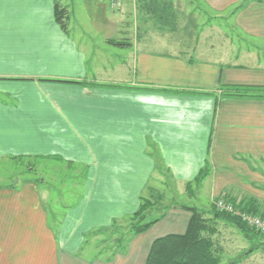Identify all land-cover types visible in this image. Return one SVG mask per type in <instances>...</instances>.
<instances>
[{
	"label": "crops",
	"instance_id": "0c3cea01",
	"mask_svg": "<svg viewBox=\"0 0 264 264\" xmlns=\"http://www.w3.org/2000/svg\"><path fill=\"white\" fill-rule=\"evenodd\" d=\"M56 2L0 0V161L79 166L85 194L55 214L36 180L0 186V264H67L138 211L160 170L264 216V99L222 88L264 87V0H58L66 28ZM182 211L136 264L186 231Z\"/></svg>",
	"mask_w": 264,
	"mask_h": 264
},
{
	"label": "rangeland",
	"instance_id": "374dc122",
	"mask_svg": "<svg viewBox=\"0 0 264 264\" xmlns=\"http://www.w3.org/2000/svg\"><path fill=\"white\" fill-rule=\"evenodd\" d=\"M29 167H33L34 172H27ZM85 175V170L79 166H69L49 158L26 159L25 162L0 161V186L21 184L25 178L36 180L42 193L47 196L46 202L51 203V209L55 214L61 212L58 208L63 203L75 205L82 199L87 182ZM43 180H45V183ZM208 187L209 185H205L202 191L199 192L198 190L196 195L191 196L185 186L174 183L164 170H160L159 174L151 180L149 189L143 195L146 198H152L153 202H156L154 209H151L149 213L147 221L159 218L172 208L177 210L168 212V216L158 227H154L151 231L148 230L149 233L142 234V237L130 234L132 215L115 222L111 229L101 234L100 237L90 234L85 239L79 252L72 255L74 258L68 256L67 264H104L108 260L111 264H136L139 261L141 263L143 253L148 251V247L157 236L158 230L163 226L173 224L175 221H181L179 216L183 215L181 212H184L181 209L182 206L195 207L208 212L215 207L218 212H221L217 209L216 204L218 200L223 198H214L210 202L209 195L206 193ZM158 196H161L162 199L157 200ZM216 227L218 234L215 240L221 257V264H231L233 262L264 264V237L248 239L238 229L232 227V225H227L223 221H217ZM141 244L142 249L140 250L139 245ZM119 253L123 256L117 258ZM109 257L111 259H108Z\"/></svg>",
	"mask_w": 264,
	"mask_h": 264
},
{
	"label": "trees",
	"instance_id": "16d2710c",
	"mask_svg": "<svg viewBox=\"0 0 264 264\" xmlns=\"http://www.w3.org/2000/svg\"><path fill=\"white\" fill-rule=\"evenodd\" d=\"M55 13L57 21L63 28H66L68 9L61 6L58 0L56 2ZM110 43L119 47L128 45L126 42L121 41H111ZM57 81L83 86H97V84L88 82ZM102 87L128 88L126 86L112 84L103 85ZM222 88L224 97L264 99V87L261 86L236 85L228 87L222 86ZM206 176L207 170L203 169L194 181L195 185H200ZM187 191L193 193V184H187ZM160 199L162 197L158 196L157 200ZM155 205L156 202H153L152 198L141 197L139 209L130 219V234L132 236H139L146 233L153 225L165 217L163 214L159 218L147 221L149 213L151 209H154ZM182 209L191 214L186 231L182 234H169L154 240L145 264H221V257L214 238L218 234L216 227L217 221H223L232 225L248 239L262 237L254 229L245 225L239 218L227 213L218 212L215 207L210 212L187 206H182ZM253 213L261 216L259 212ZM208 214H211L212 218H207L206 215ZM261 217L264 218L263 215ZM231 264H239V262H233Z\"/></svg>",
	"mask_w": 264,
	"mask_h": 264
},
{
	"label": "built area",
	"instance_id": "2783aa9c",
	"mask_svg": "<svg viewBox=\"0 0 264 264\" xmlns=\"http://www.w3.org/2000/svg\"><path fill=\"white\" fill-rule=\"evenodd\" d=\"M112 6L118 8L120 6V0H113ZM216 205L219 211L239 218L245 225L254 229L260 236L264 237V218L254 213L245 212L224 198L218 200Z\"/></svg>",
	"mask_w": 264,
	"mask_h": 264
}]
</instances>
